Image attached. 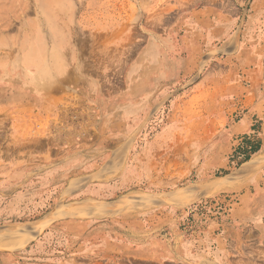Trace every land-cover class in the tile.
<instances>
[{"label":"rangeland","instance_id":"374dc122","mask_svg":"<svg viewBox=\"0 0 264 264\" xmlns=\"http://www.w3.org/2000/svg\"><path fill=\"white\" fill-rule=\"evenodd\" d=\"M0 153L5 184L94 185L80 198L116 201L165 258L6 224L0 264H264V208L244 205L264 191V0H0ZM213 221L251 230L172 239Z\"/></svg>","mask_w":264,"mask_h":264},{"label":"crops","instance_id":"0c3cea01","mask_svg":"<svg viewBox=\"0 0 264 264\" xmlns=\"http://www.w3.org/2000/svg\"><path fill=\"white\" fill-rule=\"evenodd\" d=\"M36 149L33 152L39 155L46 152L43 150L36 151ZM3 161L4 154L0 153V164H2L0 167V235L5 234L4 225L21 224L27 227L24 231L19 232L25 236L32 235V233L33 235L41 234L51 241L63 238L65 242L62 243L61 241V246L68 250L67 253L75 254V256L83 252V241L86 240L93 249V253L97 251V255L99 256L101 254L109 256L112 253H119L121 257H134L137 255V257L143 259L149 257L157 261L165 259L163 254L158 251L148 252L147 242H134L148 241L149 239L156 240V237L160 235H132L131 224L125 223L121 219L120 214L114 210L115 204H117L116 201L100 205L99 203L101 202L94 201L93 203L91 202L93 200H88V198H80L84 196L85 192L96 191L94 185L84 188L81 184L72 183L70 185L65 184L61 187H55V189L46 185H40L38 188H35V185H24L23 183L7 185L3 182ZM19 174L25 175L23 172ZM253 189V186L249 188L251 191ZM53 191H59V194L57 199L52 201ZM263 196L264 191L260 189L252 196V199L247 197L244 200V205L264 208ZM85 203L92 205L87 214L91 222H93L91 225H88V229L90 230L87 229L86 231L84 230V213L82 211ZM255 222L259 228L263 227L260 218ZM212 223V225L210 224L212 226L211 231L206 225V227L200 228L199 232L191 230L194 227H188V231H177V235H173L172 239H187V235H210L211 232L213 235H227L226 232H230V235H249L248 231L251 230L247 227L245 228L240 222L228 224L222 221L220 224H217L213 221ZM176 229H178V226ZM173 233L176 234V231L173 230ZM165 235H168V233ZM126 248L127 252L125 251ZM136 252H139V254ZM173 257L189 260L192 264H207L204 253L193 247H191L188 253L174 252Z\"/></svg>","mask_w":264,"mask_h":264},{"label":"trees","instance_id":"16d2710c","mask_svg":"<svg viewBox=\"0 0 264 264\" xmlns=\"http://www.w3.org/2000/svg\"><path fill=\"white\" fill-rule=\"evenodd\" d=\"M247 148H250L249 153H255L256 151H258L257 144L253 143L249 138H245L243 140V144L241 146H239L238 151H243L245 153V152H247L246 151ZM247 159H249V155L245 156L243 161H246Z\"/></svg>","mask_w":264,"mask_h":264},{"label":"bare ground","instance_id":"6f19581e","mask_svg":"<svg viewBox=\"0 0 264 264\" xmlns=\"http://www.w3.org/2000/svg\"><path fill=\"white\" fill-rule=\"evenodd\" d=\"M263 158H264V157H263ZM263 158H262V159H259V160H258V159H255V160L253 159V160L250 162V164H253V165H254V163L261 162V161L263 160ZM257 160H258V161H257ZM250 164H247V165H250ZM245 168H246V167H245ZM248 169H251L250 166H249ZM50 219H51V218H50ZM30 228H31V227H30ZM34 228H35V226H34ZM34 228H33V229H34ZM22 229L25 230V228H22ZM26 229H27V227H26ZM28 230H29V229H28ZM31 230H32V229H31ZM35 230H36V228H35ZM35 230H34V231H35ZM40 230H41V229H40ZM20 231H21V230H20ZM21 233H22V232H21ZM27 233H29V232H27ZM8 234H9V235H7V236H8V237H12V238H15V237H17V236L20 237L21 235H24V234H20V233L17 232V231L14 232V231H11V230L9 231ZM32 235H33V233H32ZM28 236H30V235H28ZM25 238H26V237H25Z\"/></svg>","mask_w":264,"mask_h":264}]
</instances>
